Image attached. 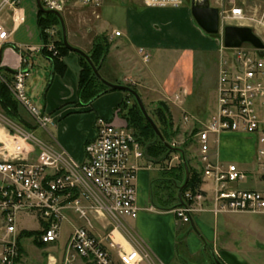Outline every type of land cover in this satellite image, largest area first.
Listing matches in <instances>:
<instances>
[{"label": "built area", "instance_id": "obj_1", "mask_svg": "<svg viewBox=\"0 0 264 264\" xmlns=\"http://www.w3.org/2000/svg\"><path fill=\"white\" fill-rule=\"evenodd\" d=\"M146 8H175L184 0H124ZM20 0H0V49L24 21ZM43 9L60 13L68 8H90L96 13L102 0H39ZM224 22H250L264 26V9L247 15L233 5L219 12ZM119 36V31L113 32ZM49 39V37H48ZM22 51L46 50L56 54L53 41L39 47L19 46ZM227 51V55L224 56ZM143 61L149 54L139 49ZM215 106L203 127L195 133L197 148L205 162L201 186L187 191L182 204L171 211L180 223H190L195 212L264 214V190L236 188L254 174L237 163L208 158L221 133H235L255 142L257 179L264 183V48L250 44L221 47ZM224 56V57H223ZM223 57V58H222ZM1 68V66H0ZM26 71L18 69L11 79L0 73L14 99L25 108L37 129L48 133L54 126L51 114L36 107L24 92ZM175 99L178 96L175 95ZM97 117L95 136L84 145V159L75 161L66 151L44 143L31 130L14 126L0 140V264H19L18 235L21 218L37 222V239L44 245L58 241L62 224L69 231L62 247L64 264H151L149 252L132 235L128 221L137 217V174L145 161L142 145L125 124ZM186 119V118H185ZM49 134V133H48ZM211 136H213L211 138ZM217 157V153H216ZM152 163L145 162L151 168ZM202 185V184H201ZM208 208V209H207ZM155 210L154 206L147 207ZM48 260L55 262L53 255ZM55 264V263H54Z\"/></svg>", "mask_w": 264, "mask_h": 264}, {"label": "crops", "instance_id": "obj_2", "mask_svg": "<svg viewBox=\"0 0 264 264\" xmlns=\"http://www.w3.org/2000/svg\"><path fill=\"white\" fill-rule=\"evenodd\" d=\"M239 1L241 3L239 6H242L241 8L247 15L258 16L264 9V0ZM234 2L235 0H213V4L210 5L218 7L220 12L221 9L228 10L236 5ZM129 3L130 6L126 10L125 27L123 30L114 29V31H119L120 35L114 36L113 40H117V42H114L108 50L107 56L101 64L100 74L107 81L118 82L120 85L136 84L140 89L142 88L145 96L156 92L158 95L170 99L177 95L178 102L183 104L186 99L194 95V82L195 80L201 81L199 75L206 71L204 70L206 69L204 63L198 65L197 71L196 58L203 55H215V53L219 56L223 46L222 36L220 34L208 35L197 26L191 16L190 7L188 8L190 0H184L183 5L175 8H146L136 6L135 2ZM228 23L231 22H224L223 26L243 25L251 27L264 43L262 37L264 26L250 22ZM21 25L0 49V66L12 71L18 69L26 71V80L31 72L30 69L33 67V64L26 60V57L34 54V52L41 54L42 52L18 49L20 45L13 42V36ZM82 32L79 33L80 36ZM70 35L71 33L67 29L66 37L70 45L85 53L91 49V43L90 46L88 44L83 45V39L81 37L76 38L74 35H71L72 42ZM30 45L39 47L41 41L38 44ZM139 49L149 54L148 61H143L138 53ZM46 59L51 70L49 79L44 80L43 106L40 109L51 114L55 120L54 146L63 149L75 161L80 162L84 159L85 143L96 134L94 127L96 118L114 119V110L124 99L125 93L121 90H109L89 103L82 102L77 94L80 56L72 51L63 56L62 61L65 70L62 75L53 74L51 61ZM218 62L212 70L215 76V92ZM44 85L42 84V86ZM37 86L38 84H35V87ZM211 112L212 110L207 118ZM119 115L115 119L117 125L122 122ZM74 124H80V126L75 127ZM68 133L77 141L65 139L64 142V137ZM226 134L227 136H240L235 133ZM245 139V142L248 143L244 146L248 148V152L247 157H238L240 167L255 164L252 156L254 140L248 137ZM218 147L219 143L217 146L211 145L212 160L220 159ZM146 161V159L141 161L143 167L137 174L139 175L137 204L140 210L135 219L128 221V225L134 238L149 252L150 256L156 258L161 264L171 263L175 256L181 258L201 257L202 260H206L203 262L207 264L208 258L212 259L209 246L222 264H264V259L260 256V253L263 254L261 250L264 249V246L260 249L258 246L261 243L257 245L258 251L260 250L259 256L253 254L255 253L253 251L242 250L241 247L220 248L218 221H215L216 218L211 213L204 212L192 217V223L196 229L194 231L190 223L186 226L180 223L169 210L155 208L153 211H148L147 207L153 206L150 201V187L153 179L147 171H152L153 168L152 165L151 168L145 167ZM219 161L227 163L226 160ZM142 171H144L143 176ZM201 188L207 191L209 186L202 183ZM259 190H264V185Z\"/></svg>", "mask_w": 264, "mask_h": 264}, {"label": "rangeland", "instance_id": "obj_3", "mask_svg": "<svg viewBox=\"0 0 264 264\" xmlns=\"http://www.w3.org/2000/svg\"><path fill=\"white\" fill-rule=\"evenodd\" d=\"M20 7L24 13V21L20 28L17 30L13 36V42L18 45H30L38 44L39 41V32L37 29V12L38 7L36 0H20ZM237 6L241 5L239 0L234 2ZM136 6L143 7L140 4L134 3ZM209 4H213V0H209ZM130 6L129 1L124 0H102L100 8H97L96 13L99 14V18H96L92 14V9L78 7V8H68L63 14L62 18L65 25V30L68 31L71 35H74L76 38L81 37L84 43L83 45H92L94 39L101 37L104 42L108 44V50L111 45L117 40L114 39V29L123 30L125 27L126 21V10ZM190 3L188 4V8ZM242 7V6H241ZM227 22V21H226ZM227 24V23H226ZM228 24H237L236 22H231ZM61 28L60 24L57 27H52L46 30V35L49 36L47 42H52L55 39H58V34L56 31L58 28ZM83 31V32H82ZM80 32L81 36H80ZM83 34V35H82ZM70 35V40L71 36ZM264 38V35H262ZM68 41V40H67ZM73 42V40H71ZM227 55V51L224 56ZM223 56V57H224ZM220 56L215 53V55H203L196 58L197 61V71L198 65L204 63L206 70L200 73L199 77L201 81L194 82V95L186 99L183 104L178 102V99L162 97L158 93H149L145 96L142 88L140 89L136 84H131L136 89L137 94L140 96V99L145 107L147 114L153 116V110L157 103H163L167 109V117L171 121V133H174L171 138V144L183 147L185 149L186 158L190 160V166L193 169L203 170L204 161L202 160V154L197 148L195 134H193L194 129H201L203 124L207 120V116L211 110L214 109L215 105V76L212 73L214 70L215 64L219 61ZM222 57V58H223ZM26 60L33 67L30 69L29 77L25 80L24 83V92L27 98L38 108L43 106V93L45 89L44 80H48L50 77V64L48 60L42 56L40 52H34L32 55H28ZM219 67V62H218ZM203 74L204 77H203ZM198 76V72H197ZM106 80V79H105ZM44 82V83H43ZM111 82V81H108ZM35 84H38V88L35 87ZM42 84L44 86H42ZM141 90V91H140ZM140 91V92H139ZM176 94V93H175ZM130 102L131 99H130ZM129 103V102H128ZM131 103H129L130 105ZM22 109L21 114L23 117L34 127L31 129L34 136L42 140L44 143L54 145L53 137H56L55 126H48V133L44 130L37 129L34 126V122L31 119L29 113L19 104ZM120 110V109H119ZM120 116V115H119ZM186 118V119H185ZM121 124H125V120L121 117ZM21 126L15 120L11 119L5 111L0 106V129L3 131H11L14 126ZM75 127H79L80 124H74ZM6 133V132H5ZM239 135V134H238ZM244 138H242V137ZM213 136H211L212 138ZM238 137V138H237ZM227 136L226 133H221L218 137L219 147L218 154L219 160H226L225 162H236L238 163V157L242 158L247 157L248 148L246 145L248 142H245L244 135L240 136ZM240 137V138H239ZM76 138V137H75ZM65 139H73L75 142L77 139L72 138L70 133L64 137ZM254 149L255 142L253 141ZM253 149L252 156L254 158L255 151ZM208 158H211L209 152ZM181 162L180 156L178 154H172L169 157L168 161H162L159 164L152 163V171H147L152 179H157L160 177L161 172L165 169H168L176 164ZM224 162V161H223ZM242 167V166H241ZM245 170H255L254 174L248 175L247 179L243 182L235 185L236 188H261L264 183L260 182L257 179V172L259 167L254 164L253 166H244L242 167ZM142 171V176L144 175ZM138 182L137 186L139 188V175H137ZM167 185H170L168 182L163 180L156 181L154 184V193L158 196L161 194L166 195L165 189ZM167 192V191H166ZM176 208V207H175ZM208 209V208H207ZM204 212L211 213L215 219L218 221L219 234H218V243L219 247L227 248H239L246 251H253L256 256H259L260 250L264 246V214H247V213H218L213 214L209 210H204L202 212H195L193 214H201ZM21 228L27 230H33L37 227V222L31 217H24L20 219ZM212 221V220H211ZM185 226L188 223H183ZM70 227L69 224L64 222L62 224L61 234L55 243L44 245L43 247H38L33 243L32 237H25L21 240V246L23 248L22 258L19 264H64V256L62 252V247L65 242L66 236L68 234ZM254 249V250H253ZM260 256L264 259V249L261 250ZM53 255L55 257V262H50L48 256ZM150 255V254H149ZM152 257V256H150ZM211 258H208V263L210 264ZM206 260H202L201 257L198 258H181L180 256H175L171 263L167 264H205ZM207 263V264H208ZM141 264H149L148 261H144ZM151 264H161L156 258H151Z\"/></svg>", "mask_w": 264, "mask_h": 264}, {"label": "trees", "instance_id": "obj_4", "mask_svg": "<svg viewBox=\"0 0 264 264\" xmlns=\"http://www.w3.org/2000/svg\"><path fill=\"white\" fill-rule=\"evenodd\" d=\"M60 21L54 14H44L39 10L37 12V29L39 32L40 39L46 43L49 36L46 35V30L52 27L59 26ZM58 34V39L53 41L56 49V54L47 52L43 50L42 54L51 61L53 74L62 75L65 70V65L62 61L63 56L69 52V50L63 45L62 42V31L59 27L56 31ZM42 42V43H43ZM108 52V44L104 42L103 38L98 37L94 39L91 45V49L86 53L93 65L97 68L100 74V67L105 60ZM80 56V55H79ZM0 73L7 79H11L15 71L7 68H0ZM103 78V76L100 74ZM104 79V78H103ZM105 80V79H104ZM107 81V80H106ZM113 84H120L118 82H110ZM132 90L136 91L134 86L131 84H126ZM106 85H104L94 74L92 67L88 61L80 56V72L78 79L77 94L78 98L82 102L89 103L105 92L109 91ZM125 93L124 99L118 104L116 109L119 110L120 116L125 120L126 126L132 131L136 140L142 145L144 150V157L147 161L153 164H159L162 161H168L170 155L178 154L180 156L181 162L168 169L161 172L160 177L151 181L150 187V201L151 204L160 210H171L180 205V201L177 197L179 187L183 185L185 181V170L184 163L187 165L189 177L188 180L181 191V200L184 197V193L187 191H195L202 184V171L193 169L190 166V160L186 158L185 149L180 146L172 145L171 138L174 133H171V121L167 117V109L163 103H157L153 110V116L150 114L149 117L152 119L154 124L157 126L161 136L164 141L169 145L166 146L163 141L155 134L151 125L148 123L144 115L142 114L136 99L134 96L127 91ZM130 99L132 102H130ZM131 103L129 105V103ZM0 106L5 111V113L18 124H20L25 129L31 130L34 127L23 117L21 114L22 109L19 103L14 99L8 87L0 82ZM198 129H194L193 134H195ZM163 180L168 182L164 188L166 195L161 194L158 196L154 193V184L156 181ZM154 186V187H153ZM37 231L22 230L18 235L19 244V257L17 262H19L20 257L23 254V248L21 246V240L25 237H32L33 243L38 247H43L44 244L37 239ZM220 261V260H219ZM210 264H216L213 259L210 260Z\"/></svg>", "mask_w": 264, "mask_h": 264}, {"label": "water", "instance_id": "obj_5", "mask_svg": "<svg viewBox=\"0 0 264 264\" xmlns=\"http://www.w3.org/2000/svg\"><path fill=\"white\" fill-rule=\"evenodd\" d=\"M36 4L38 7V10L41 13L44 14H54L55 16L58 17L60 21V26H61V31H62V42L63 45L72 52H75L76 54L84 57L90 66L92 67V70L95 74V76L104 84L106 85L109 89L111 90H121V91H127L130 92L134 98L137 101V104L148 121V123L151 125L152 129L154 130L155 134L160 138L161 141L164 142L166 146H169L161 136L157 126L154 124L152 119L149 117L147 114L145 107L140 99V96L137 94L136 91L132 90L130 87L126 85H120V84H113L110 83L106 80H104L97 68L93 65L91 62L89 56L82 50L70 45V43L67 41L66 37V30H65V25L64 21L62 18V15L60 13L54 12V11H49L45 10L42 8L40 5L39 0H36ZM190 13L197 24V26L206 34L208 35H221L222 36V45L226 49H233V48H239L243 44L247 43L250 44L252 47L256 49H263L264 48V43L260 39L259 36L256 35V33L253 31V29L249 26H243V25H225L221 27L220 25V20H219V8L215 6H211L209 4L208 0H190ZM184 170H185V181L182 186L179 187L177 197L180 201V204H182L181 200V191L183 187L185 186L189 173H188V168L187 165L184 163ZM191 228L196 231L194 224L192 223V220L190 221ZM208 249L210 251V254L212 256V259L216 264H222L214 255L212 249L208 246Z\"/></svg>", "mask_w": 264, "mask_h": 264}, {"label": "bare ground", "instance_id": "obj_6", "mask_svg": "<svg viewBox=\"0 0 264 264\" xmlns=\"http://www.w3.org/2000/svg\"><path fill=\"white\" fill-rule=\"evenodd\" d=\"M4 138H5V131L0 129V140H4Z\"/></svg>", "mask_w": 264, "mask_h": 264}]
</instances>
